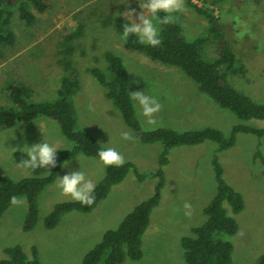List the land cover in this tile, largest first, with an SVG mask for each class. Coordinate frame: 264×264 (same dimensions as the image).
Segmentation results:
<instances>
[{
  "label": "rangeland",
  "instance_id": "374dc122",
  "mask_svg": "<svg viewBox=\"0 0 264 264\" xmlns=\"http://www.w3.org/2000/svg\"><path fill=\"white\" fill-rule=\"evenodd\" d=\"M52 2L53 7L48 12L34 11L36 17L30 25L19 20L17 13L13 16L16 40L12 45H6L4 53L13 58L5 63L0 61V105H13L12 98L3 87L14 82H25L33 87L37 93L36 100H54L57 97L62 72L55 63V51L63 35L75 31L81 23V35L75 39L78 46L72 59L78 72L79 87L71 100L82 129L100 127L96 130L102 134V129L109 126L108 117L111 114L107 107L111 106L104 101L107 98L101 85L87 71L90 66L105 68L103 52L106 50L114 51L123 59L129 73L131 92L141 91L154 96L162 105L155 116L157 125L149 126L141 115L140 106L132 100L143 129L168 127L184 131L214 126L228 135L233 125L239 122L264 128V119L240 120L232 111L216 105L177 68L127 50L123 46L122 35L112 25L102 23L104 15L127 16L126 12L133 11L135 15L132 18L139 23L138 15L142 11L146 16H151L140 7L147 0ZM184 3L185 10L176 13V18L186 38L193 40L205 36L207 20L196 10V6L213 8L223 22L225 37L236 55L235 64L242 65L243 69L242 72L230 73L231 81L256 101H264V0H184ZM215 50V42L205 44L207 58L212 59ZM11 61L20 62L21 66L11 67ZM121 119H115L114 124L121 125L137 140ZM21 124L10 128L0 127V166L16 180L30 173L15 162V150L27 152V146L43 142L58 150L72 147V142L62 135L58 122L53 119L37 118ZM114 124L109 126V130L113 129ZM127 142L132 145L124 150V154L127 153L130 158L127 160L132 161L138 171L147 174V177L139 181L135 174L128 173L121 184L111 187L108 196L96 206L94 212H68L57 226L47 228L43 220L54 205L73 200L62 194L58 187L59 178L80 170L96 184L105 174V165L100 159L78 153L73 159L62 163L55 181L39 194L38 220L32 229H23L28 208L24 196L19 197L23 201L21 205L11 204L2 213L0 259L6 258V247L18 244L28 256L31 247H37L39 259L44 264H82V256L101 239L103 232L115 228L137 203L154 191L157 179L150 173L158 167L157 158L163 144L136 143L134 138ZM216 147V143L206 140L196 145L169 149L161 200L153 209L150 224L143 235V256L139 260L126 259L121 264H187L183 259L181 237L205 220L203 208L217 188L212 163L215 155L224 169L225 180L240 191L245 200L244 209L238 213L232 211L228 202L224 203L227 214L235 217L239 225L234 235L225 236L233 244L231 262L259 264L258 259L264 253V136L240 132L232 147L220 152H216ZM186 202L192 206L191 216L185 215L188 211L184 208Z\"/></svg>",
  "mask_w": 264,
  "mask_h": 264
},
{
  "label": "trees",
  "instance_id": "16d2710c",
  "mask_svg": "<svg viewBox=\"0 0 264 264\" xmlns=\"http://www.w3.org/2000/svg\"><path fill=\"white\" fill-rule=\"evenodd\" d=\"M52 7V0H0V61L7 60L8 54H4L6 45L10 46L16 40L12 27L13 16L17 13L19 20L30 25L36 17L34 11L45 13ZM196 10L207 20L203 38L187 39L182 25L176 18L177 14L174 13V22L158 25L161 39L159 46L153 47L143 42L139 36L130 35L127 40H123L124 48L177 68L195 82L198 89L208 95L216 105L232 111L238 119H264V101H256L230 79V73L242 72L243 69L242 65L235 64L236 55L225 37L221 18L208 6H196ZM157 15L163 17L165 13ZM104 16L102 23L112 25L121 35L123 25L131 23L123 14ZM81 29L80 23L75 31L64 34L57 45L55 63L62 75L57 89L58 95L54 100H36L35 89L25 82L5 84L3 87L12 98L13 105H0V127L10 128L37 118H50L58 122L62 135L72 142V147L57 150L55 167L28 169L30 175L24 178L13 179L0 166V217L11 205V197L24 196L28 202L24 230H30L36 225L39 213L37 198L47 185L55 181L63 162L73 159L78 153L99 159L98 152L108 148L79 126L77 110L71 100L79 87L78 72L72 59L78 46L75 39L81 35ZM209 41L216 44L215 56L212 59L207 58L205 54V44ZM103 53L105 68L90 66L87 71L101 85L105 97L120 112L122 120L134 132L136 138L143 144L160 142L163 149L157 158V169L150 173L157 179L153 193L137 203L115 228L105 230L101 239L82 256V264H121L126 259H141L143 235L150 224L153 209L161 200V191L165 184L164 166L169 163L168 153L171 147L196 145L211 140L217 144L216 152H220L232 147L240 132L264 136V128L242 122L234 124L228 135L214 126L184 131L168 127L143 129L131 99L129 73L123 59L114 51L106 50ZM13 158L20 164L28 158L27 152L15 150ZM212 163L217 188L210 202L203 208L205 220L193 226L190 233L182 236L180 241L183 259L187 264H232L233 244L225 236L234 235L239 225L235 217L227 214L224 203L228 202L232 211L238 213L244 209L245 200L242 193L225 180L224 169L217 155ZM130 172L135 174L139 181L148 176L139 172L131 161H125L122 166L105 165L104 176L95 184V202L91 206L75 200L58 202L45 216L44 225L54 228L62 217L71 211L91 212L108 195L111 187L124 181ZM4 251L6 258L0 259V264H44L40 261L35 246L31 247L30 256L18 244L8 246ZM258 263L264 264V253Z\"/></svg>",
  "mask_w": 264,
  "mask_h": 264
},
{
  "label": "clouds",
  "instance_id": "9594fccd",
  "mask_svg": "<svg viewBox=\"0 0 264 264\" xmlns=\"http://www.w3.org/2000/svg\"><path fill=\"white\" fill-rule=\"evenodd\" d=\"M151 16H146L142 11L138 15L139 23L132 17L133 12H126L127 17L132 21L130 24L123 25L122 39L127 40L130 35H137L140 39L153 47L161 44L159 37L158 25L169 24L174 22V13L183 12L185 10L184 0H147L142 6ZM165 13L163 17L157 15L158 13ZM131 99L135 101L141 108V115L145 119V123L149 126L157 125L155 116L161 111L162 105L154 96L146 95L144 92L137 91L131 93ZM147 130H153L149 128ZM122 138L125 140H132L133 137L127 133H122ZM57 148L47 142L34 144L31 147L27 146V159L22 160L19 164L24 169L36 168H52L56 166ZM100 161L106 166H122L125 163L124 156L115 148H104L98 152ZM58 187L62 194L70 196L73 200L80 202L83 205L91 206L95 202L93 195L96 185L91 179L86 178L84 172L73 171L69 174L59 178ZM10 203L18 206L23 203L21 199L16 196L11 197ZM184 208L186 216H191V204L185 203Z\"/></svg>",
  "mask_w": 264,
  "mask_h": 264
},
{
  "label": "crops",
  "instance_id": "0c3cea01",
  "mask_svg": "<svg viewBox=\"0 0 264 264\" xmlns=\"http://www.w3.org/2000/svg\"><path fill=\"white\" fill-rule=\"evenodd\" d=\"M8 58H7V60L8 59H12L13 58V56H11L10 54H8V56H7ZM7 60H5L3 63H5ZM10 64H11V67H14V68H18V67H20L21 66V64H20V62H14V61H11L10 62ZM109 99H105L104 101H106V102H108L110 105H108V106H111V107H107V109L110 111V116L108 117V122H109V126L112 124V126H113V124H114V122H115V119L117 120V121H119L120 120V118H122L121 117V115H120V112L115 108V107H112L113 105H112V103H110V101H108ZM115 118V119H114ZM112 119V120H111ZM122 120V119H121ZM124 122V121H123ZM125 126H126V124L125 123H123ZM19 125H22V124H17V125H15V126H19ZM15 126H13V127H15ZM109 126L105 129V130H103L102 129V131H103V133L102 134H100V133H98L97 132V130H96V128H98V129H101L100 127H90V128H88V130H86L87 132H89L91 135H93L99 142H101L103 145H105V146H107V147H111V148H115L119 153H121L123 156H124V159H125V161H129V160H127V159H130V158H128L127 157V153H125L124 154V150L125 149H129V148H131L132 147V145L131 144H128V142H127V140H125V139H123L122 138V133H124L126 130L123 128V127H121V125H118V123L117 124H114V127H113V129L112 130H109ZM39 129V128H38ZM129 129V128H128ZM132 131V130H131ZM97 132V133H96ZM127 132V131H126ZM133 132V131H132ZM134 133V132H133ZM132 134V133H131ZM132 136H133V138H134V140H135V142L137 143V142H140L138 139V141L135 139V137H134V135L132 134ZM132 162V161H131ZM119 184V183H118ZM118 184H115V185H113L112 186V188H114L115 186H117ZM120 184H121V182H120ZM109 194V193H108ZM108 196V195H107ZM106 196V197H107ZM105 197V198H106ZM104 198V199H105ZM103 199V200H104ZM102 200V201H103ZM102 201H100L99 203H98V205L99 204H101L102 203ZM96 208V207H95ZM94 208V209H95ZM94 209L92 210V212H94ZM96 226H98L97 224H96ZM97 233V232H96ZM104 233V232H103ZM103 235V234H102ZM102 237V236H101ZM98 242V241H97Z\"/></svg>",
  "mask_w": 264,
  "mask_h": 264
}]
</instances>
